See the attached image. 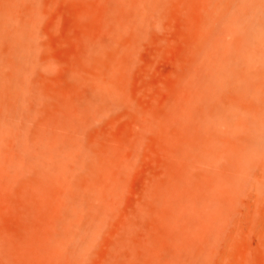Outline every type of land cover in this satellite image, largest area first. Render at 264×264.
I'll use <instances>...</instances> for the list:
<instances>
[{
  "label": "rangeland",
  "instance_id": "obj_1",
  "mask_svg": "<svg viewBox=\"0 0 264 264\" xmlns=\"http://www.w3.org/2000/svg\"><path fill=\"white\" fill-rule=\"evenodd\" d=\"M246 6L6 4L31 22L33 41L15 77L33 109L22 141L0 90V264H264L261 169L239 183L215 178L209 145L188 124L215 57L212 36L233 15L245 17ZM193 135L189 153L183 144ZM44 139L60 165L40 156ZM74 184L96 194L75 223L64 216ZM221 193L230 203L216 210L211 196Z\"/></svg>",
  "mask_w": 264,
  "mask_h": 264
},
{
  "label": "bare ground",
  "instance_id": "obj_2",
  "mask_svg": "<svg viewBox=\"0 0 264 264\" xmlns=\"http://www.w3.org/2000/svg\"><path fill=\"white\" fill-rule=\"evenodd\" d=\"M10 1L0 0V90L8 100L11 127L23 141L33 106L15 76L23 68L33 34L28 18L6 7ZM29 2L14 0V5ZM247 9L245 17L233 15L225 26L227 30L212 36L215 57L206 62L198 85V102L188 124L192 130L198 129V141L209 145L203 152L208 154L206 158L211 161L208 164L215 178L226 176L227 181L239 183L246 181L250 170L258 166L263 176L260 185L264 188V0H247ZM13 96L16 98L10 100ZM196 143L193 135L190 144L183 145L190 153L197 149ZM39 147L43 159L61 164L51 142L44 139ZM221 172L226 175H220ZM74 186V192L73 185L67 191L64 216L75 223L78 210L88 208L89 199L96 194L91 189L81 192L79 186ZM214 195L211 199L216 210L230 203L223 193L216 199ZM76 225L80 227L82 221ZM193 259L194 263L202 262L200 253L194 254Z\"/></svg>",
  "mask_w": 264,
  "mask_h": 264
}]
</instances>
